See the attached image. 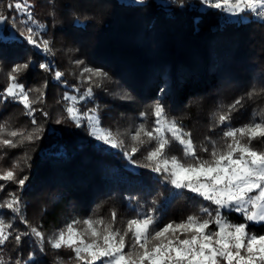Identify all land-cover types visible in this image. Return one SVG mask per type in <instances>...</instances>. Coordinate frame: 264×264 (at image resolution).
Listing matches in <instances>:
<instances>
[{
	"label": "trees",
	"instance_id": "trees-1",
	"mask_svg": "<svg viewBox=\"0 0 264 264\" xmlns=\"http://www.w3.org/2000/svg\"><path fill=\"white\" fill-rule=\"evenodd\" d=\"M15 2L0 0V11L22 17L5 7ZM27 2L34 5V16L45 28L28 26L40 33L39 39L51 41L52 52L28 44L10 23L0 25V92L7 86L10 69L30 61L19 82L26 89H41L44 99L34 105L36 125L23 105L0 100V122L7 120L12 128L29 131L39 126L43 131L34 143L5 149L8 155L0 161V167L7 168L16 160H26L21 163L23 171L18 170L19 176L28 177L25 185L7 183L0 191V202L15 192L27 224L7 208L0 209V216L19 232L38 227L47 238L74 217H107L115 210L118 221L126 220L134 215V209H151L153 200L166 220L187 215L195 206L209 205L195 197L198 204L194 206L186 198L193 194L173 189L162 175L133 163H145V150L132 155L131 160L125 155L132 145L130 134L143 122L140 112L150 111L149 106L159 101L169 117L192 133L194 141L216 138L223 126L212 127L213 114L245 96L253 86L257 91L264 88V18L244 12V18L232 19L228 12L210 8L202 0ZM77 60L84 64L78 67ZM41 63H50L52 70L44 71ZM85 66L102 68L111 79L101 88L93 86L94 97L78 99L76 106L84 116L98 109L95 114L101 126L124 140L121 148L96 140L89 134L85 117L77 126L65 111L72 102L64 96L79 98L90 86L80 75ZM55 71L64 73L61 80L54 79ZM126 95L131 99L121 98ZM243 105L232 113L233 127L247 123L254 109H264V93L252 100L245 98ZM254 143L264 150V142ZM171 151L179 154L178 145L173 144ZM224 214L234 222H243L238 213ZM250 227L264 233V225ZM44 249L41 252L36 237L29 235L19 246L10 240L0 254L11 257L10 264L17 259L21 264H60L61 259L67 264L71 255L66 249H52L47 239Z\"/></svg>",
	"mask_w": 264,
	"mask_h": 264
},
{
	"label": "snow or ice",
	"instance_id": "snow-or-ice-1",
	"mask_svg": "<svg viewBox=\"0 0 264 264\" xmlns=\"http://www.w3.org/2000/svg\"><path fill=\"white\" fill-rule=\"evenodd\" d=\"M202 3L232 15L250 12L264 18V0H202ZM5 7L9 12L15 9L22 17L0 11V25L10 23L28 44L37 48L42 45V50L50 54L51 41L39 39L40 33L28 26L31 23L37 29L45 28L34 16V5L27 0H16ZM75 63L79 67L84 61ZM29 66L30 61L17 63L10 69L0 100L10 99L23 105L25 114L31 116V123L36 125L34 105L43 102L44 92L39 88L26 89L19 82V77ZM39 67L44 71L52 70L50 63H41ZM63 75L61 71H55L54 79L59 81ZM80 75L90 85L84 94L79 98L64 96L66 101L72 102L65 111L77 126L82 120L76 107L78 99L93 98L94 87L101 88L111 79L104 69L88 66L82 68ZM261 93L264 88L257 91L253 86L245 96L222 105L213 114L212 125L213 128L223 126L221 131L216 138L205 136L200 142L194 141L192 133L181 122L169 117L161 102L150 105V111L140 112L143 122L130 134L132 145L125 155L131 160L132 155L144 149L145 163H133L162 175L163 181L173 189L193 194L186 198L192 200L194 206L198 204L195 197L210 202L209 205L195 206V210L187 215L166 220L158 214L153 200L151 209H134V215L126 220L118 221L115 210L107 217H74L63 229L47 238L38 227L29 226V231L19 232L11 221L0 216V253L10 240L19 246L24 237L31 235L36 237L41 252L45 250L46 239L54 250H69L71 255L67 264H264V233L252 231L250 227L264 225V150L254 143L264 142V109H254L249 121L239 127L231 125L232 113L244 106L245 98L252 100ZM121 98L131 99L127 95ZM89 111L93 113L86 116L90 122L89 134L112 148H121L124 140L101 126L100 118L95 114L98 109ZM149 117H152L151 122ZM42 131L39 126L29 131L23 127L12 128L7 120L0 122V161L8 155L5 149L34 143L41 138ZM173 144L178 145L179 154L172 153ZM21 163L26 160H16L7 168L0 167V181L4 182L0 184V191L9 182L21 188L25 185L28 177L18 175V170L23 171ZM8 197L0 202V209L11 210L27 224L21 214L20 198L15 192L9 193ZM225 212L240 214L243 222L232 221ZM28 259L32 260V254ZM10 261L11 257L6 259L0 254V264H10ZM15 264H21V261L17 259ZM60 264L65 262L61 259Z\"/></svg>",
	"mask_w": 264,
	"mask_h": 264
},
{
	"label": "rangeland",
	"instance_id": "rangeland-1",
	"mask_svg": "<svg viewBox=\"0 0 264 264\" xmlns=\"http://www.w3.org/2000/svg\"><path fill=\"white\" fill-rule=\"evenodd\" d=\"M239 15H240L241 18H244V17H245V14H244V13H241V14H239ZM239 15H232V14L230 13V16H231L232 19H236V18H238ZM259 17H260V16H259ZM76 107H77V106H76ZM80 113L82 114V118H84V117L86 118L87 115H92V114L89 113V114H87V115L84 116V114H83L81 111H80ZM86 119H87V118H86ZM87 122H88L89 125H90V122H89L88 119H87ZM108 146H110V145H108Z\"/></svg>",
	"mask_w": 264,
	"mask_h": 264
},
{
	"label": "built area",
	"instance_id": "built-area-1",
	"mask_svg": "<svg viewBox=\"0 0 264 264\" xmlns=\"http://www.w3.org/2000/svg\"><path fill=\"white\" fill-rule=\"evenodd\" d=\"M256 16H259V15H257V14H255Z\"/></svg>",
	"mask_w": 264,
	"mask_h": 264
},
{
	"label": "crops",
	"instance_id": "crops-1",
	"mask_svg": "<svg viewBox=\"0 0 264 264\" xmlns=\"http://www.w3.org/2000/svg\"><path fill=\"white\" fill-rule=\"evenodd\" d=\"M230 14V13H229Z\"/></svg>",
	"mask_w": 264,
	"mask_h": 264
}]
</instances>
